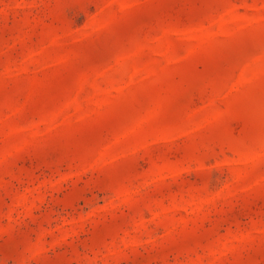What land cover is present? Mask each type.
<instances>
[{
  "label": "rangeland",
  "instance_id": "374dc122",
  "mask_svg": "<svg viewBox=\"0 0 264 264\" xmlns=\"http://www.w3.org/2000/svg\"><path fill=\"white\" fill-rule=\"evenodd\" d=\"M0 264H264V0H0Z\"/></svg>",
  "mask_w": 264,
  "mask_h": 264
}]
</instances>
